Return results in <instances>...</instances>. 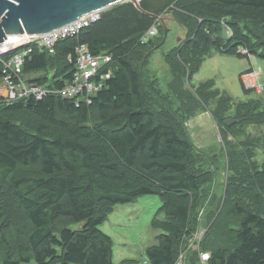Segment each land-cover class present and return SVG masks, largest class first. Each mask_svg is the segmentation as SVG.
Instances as JSON below:
<instances>
[{
    "label": "trees",
    "instance_id": "16d2710c",
    "mask_svg": "<svg viewBox=\"0 0 264 264\" xmlns=\"http://www.w3.org/2000/svg\"><path fill=\"white\" fill-rule=\"evenodd\" d=\"M139 5L185 30L163 51L167 89L147 63L169 28L131 1L101 11L53 52L34 47L25 57L22 76L52 90L71 80L81 44L110 55V74L89 103L50 91L0 105V264H176L180 256L200 264L204 252L205 264H264V157L255 159L264 153V133L246 130L264 125L261 69L239 73L244 94L256 95L245 100L213 79L190 82L213 53L264 60V0ZM153 25L158 34L141 43ZM252 69L259 93L240 79ZM204 110L219 134L215 149L195 145L185 125ZM227 119L235 122L227 126ZM146 194L161 202L151 220L158 234L143 259L114 263L112 238L100 226L116 205Z\"/></svg>",
    "mask_w": 264,
    "mask_h": 264
},
{
    "label": "rangeland",
    "instance_id": "374dc122",
    "mask_svg": "<svg viewBox=\"0 0 264 264\" xmlns=\"http://www.w3.org/2000/svg\"><path fill=\"white\" fill-rule=\"evenodd\" d=\"M167 24L169 31L165 35V42L161 47H155L151 51L152 55L148 60L149 69L160 71L158 77L160 81H164L168 77L167 70L164 69L165 63L162 58L163 51L176 45V39L179 38L178 33H182V27L173 20V18L167 16ZM170 21V22H169ZM175 39V41H174ZM253 62L259 64L262 76L264 78V60L256 56L250 57ZM211 61V62H210ZM216 61L217 66L220 69L218 71H210L207 68V73L203 72L202 78H208L214 76L216 86L222 90L225 94L231 96L234 100H245L249 97L256 96L254 93L244 94L241 85L239 83V70L243 66H248V60L246 58H238L236 56H228L226 54H216L212 60H208L206 66H203V71H206V67ZM150 64V65H149ZM258 68V65H253ZM164 71V73H161ZM202 73L199 71V74ZM198 73L192 77L191 84L197 86L198 80L204 81L199 78ZM206 80V79H205ZM165 82V81H164ZM259 128V129H258ZM189 129V126H188ZM191 138L195 145L210 146L213 149L218 148V132L213 123V120L207 113H200L190 123ZM253 135L264 133V125L254 126L249 125L246 128ZM200 148V147H199ZM264 153L258 151L255 159L260 163L263 160ZM220 177V175L218 176ZM161 202L158 195L146 194L139 197L135 202L118 204L114 207L113 211L108 215L107 219L101 224L100 229L109 234L113 241V262L118 263L123 258H140V253L143 251L144 246H147L158 231L151 228V220L155 212L160 207ZM203 211L200 212V215ZM205 217V216H204ZM203 217V220L205 218ZM202 220V222H204ZM203 224V223H202ZM201 227L205 229L202 225ZM81 224H73L72 228H80ZM204 231H198L195 235L201 234L202 237Z\"/></svg>",
    "mask_w": 264,
    "mask_h": 264
},
{
    "label": "built area",
    "instance_id": "2783aa9c",
    "mask_svg": "<svg viewBox=\"0 0 264 264\" xmlns=\"http://www.w3.org/2000/svg\"><path fill=\"white\" fill-rule=\"evenodd\" d=\"M100 12H91L57 29L33 36L20 43L0 45V105L31 96L41 98L50 91L66 98L79 96L83 101L89 103L91 96L104 86L105 79L109 77L110 70L106 66L111 59L109 54H92L84 44L76 46L74 55L75 69L72 78L59 89L52 90L45 85L28 81L22 76L21 71L25 57L34 47L46 49L50 53L53 52L54 45L58 40L76 35L80 29L95 22L99 18ZM226 32H228L227 28ZM157 34V28L153 25L144 33L140 42L145 43ZM239 51L247 53L244 48L239 49ZM5 55L7 57L3 58ZM259 75V70L252 69L241 73L240 79L246 88H251L259 93L263 86L259 81ZM74 99L75 103L80 102L79 99ZM200 236L201 234L195 235L196 238H200ZM208 256L207 252L201 253L200 264H205ZM181 261L180 256L176 264H183Z\"/></svg>",
    "mask_w": 264,
    "mask_h": 264
},
{
    "label": "water",
    "instance_id": "95a60500",
    "mask_svg": "<svg viewBox=\"0 0 264 264\" xmlns=\"http://www.w3.org/2000/svg\"><path fill=\"white\" fill-rule=\"evenodd\" d=\"M123 1H131L165 26L164 18L142 10L139 0H0V45L20 43ZM166 33L164 27V37ZM233 122L227 119L224 123Z\"/></svg>",
    "mask_w": 264,
    "mask_h": 264
},
{
    "label": "crops",
    "instance_id": "0c3cea01",
    "mask_svg": "<svg viewBox=\"0 0 264 264\" xmlns=\"http://www.w3.org/2000/svg\"><path fill=\"white\" fill-rule=\"evenodd\" d=\"M170 22V21H169ZM182 30H183V32L182 33H178L179 35V38H177L176 39V41H175V39H174V41L177 43L178 41H180L181 39H183L184 37H185V30H184V28H182ZM216 54H219V53H213L212 54V56L211 57H208V58H206L203 62H202V64H201V66H200V68H199V70H198V74H199V71L200 72H202V73H200L198 76H199V78H202L201 76H202V74H203V72H205V74H208L207 73V68H209V70L210 71H218L219 72V74H221L220 73V69H219V67L217 66V63H216V61H214V62H212V63H210L207 67H206V71H203V66H206V64H207V61L208 60H212V58H213V56L214 55H216ZM228 56H231V55H228ZM248 60V66H243L240 70H239V73L241 72V71H243V70H245V69H247V68H249L250 66H252L253 67V65H258V67H260L259 66V64L258 63H256V62H253L252 60H251V58H249V59H247ZM211 62V61H210ZM164 69L166 70L167 68H166V66H164ZM154 70V69H153ZM160 71H157V78H158V81H159V84H160V87L162 88V89H167V83L169 82V79H170V74L168 73V77H167V79H165L164 81H160L159 80V77H158V73H159ZM161 73H164V71H162ZM196 73V74H197ZM196 74L194 75V77L196 76ZM212 77H214V76H209L208 78H202L203 80H205V79H213L214 80V83H215V86H216V82H215V79L214 78H212ZM199 82H201L202 80H198ZM262 81L264 82V78H263V76H262ZM198 82V83H199ZM217 87V86H216ZM207 113L210 117H211V115H210V113L207 111V110H204V111H202V112H198L197 114H195L194 116H192V117H190V118H188L187 120H186V122H185V125L187 126V128H188V126H189V129H188V131H189V133L191 134V129H190V123H191V121L194 119V117H196V116H198L200 113ZM211 119H212V117H211ZM213 120V119H212ZM213 123H214V121H213ZM215 125V124H214ZM200 148H202V147H206V146H199ZM209 150V149H208ZM156 235V234H155ZM155 235L153 236V238H152V240L149 242V244H151V243H153L154 242V238H155ZM148 244V245H149ZM145 247L146 246H144V248H143V251L140 253V258L141 259H143V252H144V249H145ZM127 258V257H126ZM123 259H125V258H123ZM122 260V259H121Z\"/></svg>",
    "mask_w": 264,
    "mask_h": 264
},
{
    "label": "clouds",
    "instance_id": "9594fccd",
    "mask_svg": "<svg viewBox=\"0 0 264 264\" xmlns=\"http://www.w3.org/2000/svg\"><path fill=\"white\" fill-rule=\"evenodd\" d=\"M201 231H203V230H201Z\"/></svg>",
    "mask_w": 264,
    "mask_h": 264
}]
</instances>
